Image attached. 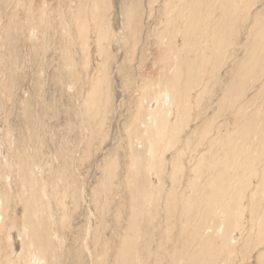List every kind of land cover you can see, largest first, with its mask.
I'll return each mask as SVG.
<instances>
[{"label":"bare ground","instance_id":"bare-ground-1","mask_svg":"<svg viewBox=\"0 0 264 264\" xmlns=\"http://www.w3.org/2000/svg\"><path fill=\"white\" fill-rule=\"evenodd\" d=\"M47 1L0 0V14L10 8L2 29L4 39L0 42V49L13 45L14 39L31 43L30 55L36 49L34 56H37V62L34 61L36 62L34 67L37 69L38 79L44 74L42 67L45 64L41 63L44 57L39 50H43L44 44L50 41L48 37L64 35L68 42L72 40V34L68 32V26L64 24L61 16L54 11H47ZM74 1L78 3V8L73 12L69 9L70 0H63L61 3L71 18L75 16L79 20L85 16L84 22L76 21V32L73 35L81 40L83 48L90 50L94 46L97 54L96 63L90 59L89 68L88 52L84 50L86 64L83 68H88L85 77L90 80L93 77L92 85L85 91L83 101V109L87 113L86 125L92 142L93 134L100 130L97 128L104 125L105 119L102 116L109 106L104 67L106 62L113 59L110 47L116 37L109 26V21L106 22L101 13L106 7L103 3L105 0ZM123 2L121 4L123 22L118 41L124 46L123 50L128 48L126 56L130 55V58L133 57L135 50L139 51L140 62L146 58V54L144 46L141 50L136 47L137 43L140 44L139 34L142 29L140 21H137L139 12L135 3L133 8L134 5H125ZM147 2L151 10L154 5L159 6L155 19L158 23L154 27L155 32H152L155 41L152 39V43L159 52V59L156 60L160 69L154 78L143 79L144 81H140V85L135 88L133 92L137 98L132 101L133 104L129 108V119L123 123L126 139L124 156L128 162L127 176L124 175L122 181L119 180L121 155L118 151L120 148H115L112 155L114 159L111 155L108 156L110 159L100 170L105 176L99 180L96 189L92 188L90 200L94 207L99 208L103 205L99 195L106 205L108 201L114 199L117 191L122 190L128 194V201H121L123 207L126 209L127 206L128 209V214H123L126 219L122 220V223L126 224L124 229L122 228L124 236L120 235L122 239L119 249L112 257V264H161L163 257L166 259L164 263L167 264H229V259L237 252L236 245L241 244L243 236L255 233V241L252 239L254 243L258 242V245L264 243V116L262 118L264 108L261 105L262 107L248 112L255 102L249 101L253 105L244 102L249 91V83L252 84L254 78L260 79L264 75V0ZM259 3L262 4L261 10L254 12ZM17 9H21L24 14V24L15 22ZM241 28L247 30L243 46L241 45L244 48V58L241 59L242 63L237 61L232 63L233 67L238 64L233 75V85L230 88L225 87L224 91L220 92V99L216 100L219 101L214 102L218 110L214 111L216 113L213 119L219 118L223 112L226 114L229 108L234 110L233 114L231 113L233 124L226 123L230 121L225 119L226 116L224 123L211 130L210 120L208 119V124L202 119V124L205 123L203 127L201 124L203 130L197 131L200 126L194 129L193 133H198L194 135L196 138L192 139V143L189 144L186 140L185 143L179 144L181 132L189 129L188 122H191L192 114L189 112L192 113L193 109H190V104L191 106L195 104L194 107L197 109L199 106L197 98L199 96L200 99L202 96L206 98L209 92L207 80L216 78V72H219L218 69L224 61L235 58L236 50L240 47L237 37L241 34ZM34 35L38 41L35 45L32 42ZM147 46L152 47L150 44L145 47ZM210 51L211 57L206 55ZM60 54H62L60 58L68 67L67 76L77 80L76 58L69 55L67 50ZM0 58V264H64L62 261L67 255L73 256L72 263L69 259L70 264H82L80 247L74 249L76 247L71 246L73 241H78V236L74 240L71 239L69 230L73 220L71 212L77 206V193L82 183V166L89 160V146L93 143L82 150L74 145H71L73 151L64 152V147L59 148L63 152L50 154L51 157L44 155V142L42 145L43 140L40 141L39 137H35L36 143L33 142L32 146L30 140L34 136H31V139L28 137L26 142L15 143L12 129L6 125L15 109L13 105L18 90L15 81L21 69L16 57H12L9 68L6 66L9 65V61L3 59V56ZM127 68L125 66L121 70V80L129 87L132 84L133 73ZM214 73L216 76L213 77ZM64 77L65 74L59 75L55 79L58 81L57 84H63ZM191 90L193 92L195 90L196 95L193 97L192 94L189 95L192 97L189 99L187 93L189 94ZM210 93L211 91L209 95ZM38 94L39 92L35 101H38ZM211 98L207 100L209 106L213 103H209ZM17 107L26 124H33L35 120L30 114L31 102L28 101V97ZM199 114L204 116L206 110L201 109ZM198 117L195 115V121ZM27 133V136L35 134L32 131L30 134L28 131ZM23 139L25 140V137ZM94 140L96 141L95 137ZM194 141L196 144H193ZM256 141L261 143L255 146ZM203 142L207 143L206 149L203 148L205 146L199 147ZM192 144L195 146L191 147ZM175 148L178 155L188 160L187 162L183 159L187 164L176 160L177 158H171L174 159L173 162H166L164 152L166 150L172 152ZM196 154L198 159H195ZM172 156L173 154L170 157ZM55 163L57 167L54 166ZM186 171L192 172L190 173L192 176L189 175L184 184L181 182ZM164 173L169 176L172 185L184 187L182 189L184 191L182 194L172 193L171 198L166 196L164 207H159L157 197L163 192L160 193L159 190L161 188L164 190L166 186L165 184L163 189V182H160L162 178L160 174ZM160 183L162 186L159 189ZM176 190L178 192L180 189ZM173 194L177 195V199ZM161 210L164 216L161 215L159 218H164L166 223L162 225V222L161 224L159 222L158 226L164 234L165 243L166 241L168 243V240L170 242L172 237L175 240L179 239L182 242L179 249L175 247L174 250L171 248L168 251L166 247L159 245L156 247L159 249L155 248L156 251H152L154 247L152 249V246L150 247L154 241V234L152 236L153 231L151 235L147 231L144 232L143 226L147 221L150 224L154 218L156 220L159 215L157 213ZM119 212H116L114 217L116 221L119 218L117 215L122 216ZM176 214L177 222H172L171 220L177 217ZM148 227L153 228L152 224ZM102 231L104 230H101V235L96 230L91 234L90 250L92 249L93 264H103L110 256L108 241L104 240L105 233ZM66 248L68 253L73 252L75 255H66L64 252ZM221 257L225 258V262L221 261ZM259 259L262 262L264 255Z\"/></svg>","mask_w":264,"mask_h":264},{"label":"rangeland","instance_id":"rangeland-1","mask_svg":"<svg viewBox=\"0 0 264 264\" xmlns=\"http://www.w3.org/2000/svg\"><path fill=\"white\" fill-rule=\"evenodd\" d=\"M70 1H71V3L69 4V9L71 12H73L74 10H76L78 8V3L74 0H70ZM147 1L148 0H105L103 2V3H105L106 7L103 8V10L101 12L102 16L104 17L106 22L109 21V26H111V29L113 30L116 39L112 41V44L110 47L111 52L113 54V59L111 60V62H106L105 67H104V68H106L105 86H106V91L109 94V106L106 108L105 114L102 116L105 119L104 125L101 128H97V129H100L97 131V133H95L97 136L95 134H93L96 141L94 140V137H93V141L92 142L90 141V135H89L87 125H86V122H87V120H86L87 115L86 114L87 113L83 109V101L85 99V94H86L85 91L90 89V86L92 85V78H93L92 77L90 80L88 77H85L87 75L88 68L87 67H86V69L83 68L84 64H86V60L84 62V53L86 51H84V50H87V49L83 48L81 40H78L76 37H74L75 34L73 35V33L76 32V28H75L76 21L84 22L85 16H83L79 20L76 19L75 16H73L71 18L70 14L64 9V6H61V3L63 2V0H48L47 1V7H46L47 11L48 12L54 11L58 16H61L62 20L64 21V24H66L68 26V32L72 34V36H71L72 40L70 39L71 42H68V40H66L64 35H59V36L56 35L53 38H50V36H51L50 35L48 37V39L50 41L49 42L47 41L44 44L43 50L42 49L39 50L40 54H42L44 57V59H43V61H41V63H45L44 66L42 67V71L45 75L43 74L42 77L39 79H38V77H37L38 75L36 73L37 69L35 70V67H34L35 63L37 62L36 61L37 56H34L36 49L34 50V53L32 55H30V49H31L30 46L32 45L31 43H28L27 41H24L21 39H14V44H13L14 50H13V45H11V44L7 47L5 46L4 48L0 49L1 50L0 56H3V59L9 61V65H6L7 68L11 67L12 57H16L18 59V63H19L18 65L20 66V69H21V72L19 73L20 75L18 74V77L16 78L17 80L15 81V85L18 88V90L16 91V97L14 99L15 103L13 105V107L15 109L13 110V113L9 118V122L6 125L8 128L12 129L11 133H12V137L15 140V143H22L23 141L26 142V139H28V137H30V139H31L32 138L31 136H34V138H32L30 140L31 146H32L33 142L36 143L37 138H35V137H39L40 141L43 140L42 145L44 142L43 152H44V155L47 157H49L50 154H55V153L58 154V153H62L63 151L65 152L68 150L73 151L71 145H74L76 147L78 146V148L80 150H82L86 146L88 147L90 143H93L89 146V148H90L89 160L84 164V166H82V171H81L82 183H81L80 189L77 193V206L74 207L72 212H71V217L73 218V220L71 221L72 225H71V228L69 230V233H71V234H69V236H71L70 237L71 239L74 240V238H76V236H78L77 237L78 241H73L71 246L76 247L74 249H77L78 247H80L81 251H80V249H79V251L82 253V258H81L82 264H93V258L91 256V250L92 249L90 250V243H91V234L95 230L99 234H100L101 230H104V231H102L103 233H105L104 234V236H105L104 240H107L108 245H109L108 251L110 252L109 253L110 256L107 254L106 257L109 256L110 258L108 257L106 259V261H104L103 264H112V262H111L112 257H114L113 255H115L116 251L119 249V244L121 242L120 239H122L121 237L124 236V230L123 229H124L126 224H124L125 222L122 223V220L124 221L126 219L125 215L128 214V209H127V206H126V209H125V206L123 207V203H121V201L124 200L127 202L128 201V198H127L128 194H126V192L122 191V190H120V192L117 191L114 199L111 201H108L107 204L105 203L106 205H104L103 199H102L101 195H99V200L101 201V204L104 205V206L100 205L99 208L94 207L93 204L91 203L90 194L92 193V188L96 189L98 183L101 181L103 176H105L102 174V171H100V170L105 166V163L107 162V160L110 159L107 157L110 155L111 156L113 155L115 148L116 149L120 148L118 151H119V155H121L119 157V161L121 162L120 168L118 170L119 180L122 181V178L127 176V163L128 162L125 160L126 158L124 156L125 155V149L124 148H125V144H126V139H125L124 132H123L124 131L123 123H125L127 121V119H129V117H130L129 108H130L131 104H133L134 100L137 98L136 94L133 92L135 90V88L138 85H140V81H144L145 79H148V77L150 79L154 78L160 69V66L157 64V60L159 59V56H158L159 52H158V50H156L154 44L152 43L153 42L152 39L154 40V37L152 38V32L153 33L155 32L154 27L158 23V20H155V19H157V11L159 10V6H158V4H156V5H154V8L151 10L147 4L148 3ZM48 2H49V4H48ZM122 2L125 5H129V4L134 5V3H135V5L137 6V9H138V12L140 14V17H139V14L137 15V21L139 20L141 23L142 29H141V33L139 34V37L141 38V40H140V44L137 43L136 47L141 50L142 46H144V50H145V54H146V58L141 60L140 62H139V53H140L139 51L135 50L134 54L132 55L133 57L130 58V55L126 56V54L128 52V48L126 47V49L123 50L122 47H124V46L121 45L120 41H118V39H120V37H121L120 32H121L122 22H123V19L121 16V4H122ZM126 3H128V4H126ZM135 5L133 6V8H135ZM138 5H139V7H138ZM261 8H262V4L259 3L258 5H256V7L254 8L253 11L258 12L261 10ZM9 11H10V8L7 9L3 14H0V42L1 41L3 42V39H4V35H2V29H3V26H4L6 19L8 17ZM15 17H16L15 22L19 21V24L25 23L24 14H23L21 9H17ZM245 30H246L245 28H241V30H240L241 34L239 35V37H237L238 38L237 40L240 44V47H238L236 50L235 58H229V59H227L226 62L224 61V63H222V65H221L222 67L220 66L221 63L217 64L218 66H220V68H219L220 70L218 69V71H219L218 73L220 75L216 72L217 76L215 73L212 75L213 77L216 76V78H214V79L209 78V80H207V86H208L207 89L209 92L211 91L210 95H209V92L207 91L208 92L207 96H209L210 98L212 97L211 101L209 103L216 102L217 99H220V95H221L220 92H222V90L224 91L225 87L230 88V86L233 85V75L236 71L238 64H235L236 66L233 67L234 64H232V63L235 61L242 63L241 59L244 58L245 54H244V48L242 46L244 43L245 34H247L246 33L247 30H246V32H245ZM126 33H125V35H126ZM243 33H244V35H243ZM83 37H85V36H83ZM25 38L27 39V36H25ZM32 42L34 43L33 45H35L38 42L36 35H34L32 37ZM149 44L152 45V47L151 46H147L148 48L145 47L146 45H149ZM92 47L90 50H87V52H88V63L90 62V59H91L95 64L96 63L95 60H97V54L95 52L94 46H92ZM110 49H108V51ZM65 50H67L69 55L71 54V56L76 58V60H75V73L77 75V80H75V79L73 80L72 78H69L66 74L68 72V67L64 64V61L60 58V56H62V54H60V53L62 51H65ZM148 52H149V54H148ZM153 52H155V53H153ZM210 52H211V54H209ZM210 52L207 54L205 53V54L211 57L212 51H210ZM103 60H105V59H103ZM34 61H36V62L34 63ZM93 62H92V64H93ZM16 63H17V61H16ZM90 66H91V64L89 63L88 67L90 68ZM125 66L128 67L127 69L131 70V72L133 73L132 74V79H133L132 84L129 87H126L123 80H121V78H122L121 70H123L125 68ZM230 70H231V72H230ZM216 71H217V69H216ZM61 74H65V77L63 78V79H65V82L63 84H57L58 81L55 79L57 77H59V75H61ZM217 77H219V78L217 79ZM208 81H210V82L208 83ZM218 82H220V83L218 84ZM208 84H210V85H208ZM214 85H216V86H214ZM262 87H263V89H261ZM211 88H212V90H211ZM220 88H221V91H220ZM248 88H249V91H248V94H247L244 102L248 103L250 100H253L255 102L254 106L252 108L250 107L251 109H249L248 112H252L254 108L262 107L261 105H263L262 108H264V104H263L264 103V96H263L264 93L262 94V92H264V75L260 79H259V77L256 79L254 78L252 84L249 83ZM217 89H219V90H217ZM195 90H194V92H195ZM217 91H218V93H217ZM259 91H260V94H259ZM38 92H39L38 101H35L36 94ZM192 92L193 91L191 90V92H189V94L187 93V96H188L187 98L190 99L191 96L193 97L194 95H196L194 92H193L194 94ZM205 94L206 93H204V95ZM214 94H216V95L214 96ZM189 95H191V96H189ZM259 95H262V97ZM207 96H206V98H207ZM27 97H28V101L31 102V110H30L31 117L33 118V120H35L34 122H32L33 124H31V125L26 124V121H25L23 115H21V111L17 107V106H19L20 102L27 100ZM206 98L205 97L203 98V96L201 99H200V96L197 98V103L199 105V106L198 105L197 106L200 109L198 107H197V109H195L196 108V107H194L195 104H194V106H191V104H190V107H191L190 109H193L191 111L192 113L189 112V114H192V118H190L191 122H188V124L190 123V125H188L189 129L186 128L187 129L186 131L184 130V131H182L183 133L181 132V134L184 136H182L180 134L179 139L180 138L181 139H180L179 144L185 143L186 140L189 144L192 143L191 142V141H193L192 139L196 138V137H194V135H196V133H198L199 131L203 130V128H201V124L203 123L202 121L208 123V119H209L210 120L209 123H210L211 128H212L211 130H213V128L215 130L217 127H219L222 122L223 123L225 122V119L227 121L230 120L226 123L231 122V118H232L231 113L234 111L233 109L229 110V108H228L226 110L227 115L224 114V112H223L220 114L219 118L213 119V117L215 115L214 113H216L214 111L218 110V108H216L217 107L216 103L219 100L216 103H214V105L212 103V106L211 105L209 106L208 102H207L208 98L207 99ZM203 99L206 102H204ZM187 101H188V99H187ZM199 101H203L204 105L202 106L203 102H200L201 103L200 104ZM249 104L251 105L252 103L249 102ZM201 106H202V108H201ZM192 107H194V108H192ZM201 109L206 110V114H203L204 116H201L202 114H199V113H201ZM197 111H200V112L198 113ZM228 111L229 112L231 111V112L229 113ZM262 111H263V109H262ZM263 113H264V111H263ZM263 113H262V118L264 116ZM229 114H230V117H228ZM195 115L199 116L198 118H196V121L194 119ZM211 115H212V117H211ZM220 119H221V121H220ZM37 120H38V122H37ZM213 120H214V122H213ZM204 124H202V127ZM232 124H233V122H231V125ZM93 125H94V123H93ZM0 126H1V124H0ZM198 126H200L197 130L198 132H195V134H194L193 133L194 129H196ZM220 128H222V127H220ZM27 131L29 132V134L31 133V131H32V133H35V134L34 135L30 134L29 136H27L28 135ZM185 133H186V135H185ZM211 133H214V131L213 132L211 131ZM189 134H192V135H189ZM98 136H100V137L97 139ZM187 136L189 137V139ZM191 136H192V138H190ZM24 137H25V140L23 139ZM260 143H259V141L254 142L255 146H258ZM64 144L65 145L67 144L68 147H67V145L65 147ZM193 144H196V141H194ZM61 145H63V146L61 147ZM118 145H119V147H118ZM192 145H191V147L195 146V145H193V146ZM206 145H207V143L203 142L201 144V146H199V147L205 146L203 148L206 149V147H207ZM63 147H64V150L61 151V149H63ZM59 148H61V149H59ZM78 148H76V149H78ZM140 149H141V147L138 148V150H140ZM58 150H59V152H58ZM167 151L168 150H166L164 152L165 160H167L166 162H168V163L173 162L174 159L177 158L176 160L185 162L184 164H187L188 160H186L185 157L180 156V154L178 155L176 148L173 149L172 152L171 151L167 152ZM205 152H206V150H205ZM171 153L173 154L172 157H170L172 155ZM175 153H177V154H175ZM192 156H194V154ZM50 157H51V155H50ZM196 157H197V154L195 155V159H198V157L197 158ZM111 158L114 159L113 156ZM171 158H174V159L171 160ZM183 159H185L187 162L184 161ZM54 166L57 167V164L55 163ZM122 166H123V168H122ZM124 166H125V168H124ZM169 170H170V168L168 169V171ZM187 171H188V169H187ZM187 171L185 172V176H182L183 179H182L181 183L186 184L188 176L189 175L192 176L191 175L192 172H190L191 173L190 174ZM190 171H192V170L190 169ZM166 173H168V172H166ZM160 176H162L160 182L161 183L163 182L162 183L163 186L160 183L159 189L161 188V186L164 189L165 184H166V186L164 189L165 191L161 190L162 189L161 188L159 190V192L161 193L163 191L166 193V195H165V193L162 192L161 195H159L157 197L159 200L158 203L159 202L161 203V205L159 203L158 206L164 207V205H165V199L164 198H166V196L170 197L171 194L174 192H176L177 194H179V193L182 194V192L184 191L182 189H184V187H180L177 184L172 185L169 176L167 177V175H165V173H164V175L160 174ZM168 178H169V180H167ZM168 186H170V187H168ZM166 187H168V188H166ZM176 189H180V190H178V192H177ZM167 192H169V193H167ZM125 194L127 196H125ZM173 195H175V194H173ZM111 197H112V195H111ZM160 197L162 198V200ZM175 197L177 199V195H175ZM120 205H122V207ZM102 206H103V208H102ZM105 207H106V210H105ZM116 212L122 213L121 217L119 216L120 214L116 216V217H119L118 221H116V218H114L116 215ZM162 213H163L162 210H161V212L158 211L157 214H159V215H158V218L156 219L157 221L154 218L153 221H150V224L147 221L145 223V225L143 226V231L144 232L147 231L149 233V235H151V232L153 231L152 236L154 234V236H153L154 241L151 243L150 247L152 246L151 249L154 247L152 249V251H156L157 249H159V248H156L159 245L166 247V249H168V251H169V249L171 250V248H172V250H174L173 248H175V247L177 249H179L181 247V244H182V242L179 239L175 240L172 237L170 239V242L167 239L168 243H170L169 245H168L167 241H166L167 244L165 243L164 234L161 233V229H159V226H158L159 222H160V224L162 222V225H164L166 223V220L164 218L161 219V217L164 216V215H162ZM123 214H125V215H123ZM159 216H161V217L159 218ZM177 219H178V215L174 220L172 219L171 221L177 222ZM121 223H122V225H121ZM102 224H103L104 228H103ZM151 224H152L153 228L152 227L147 228V226H149ZM154 225H155V227H154ZM101 228H103V229H101ZM149 228H151L153 230H151ZM73 230L75 231V233ZM158 231H160V232H158ZM256 232H257V230H256ZM119 233H121V234H119ZM115 235L118 237L115 238L116 237ZM120 235H121V237H120ZM102 236H103V234H102ZM255 236H256L255 233L251 234L250 236L249 235L243 236V241H240L241 244H239L238 246L236 245V250L237 249L238 250L235 253V255L231 259H229L230 260L229 264H258V263L264 264V262H263L264 260L261 262L259 259V258H261V255H264V243H261L260 245H258V242L254 243V241L256 239ZM163 238H164V241H163ZM252 239H254V241ZM117 243H118V245H117ZM166 245H168V246H166ZM155 248H156V250H155ZM161 250H162V248H161ZM64 252L66 255L71 254V252L68 253L67 248L64 249ZM71 255H75V253L72 252ZM69 256L70 255H67V257L65 256L63 258L62 262L64 264L72 263L71 260H73V256H70L71 258ZM164 258L165 257L162 258L161 264H167V263H164L166 261V259H164ZM66 259H67V261H66ZM69 259H70V263H69ZM221 261L225 262V258L221 257Z\"/></svg>","mask_w":264,"mask_h":264}]
</instances>
